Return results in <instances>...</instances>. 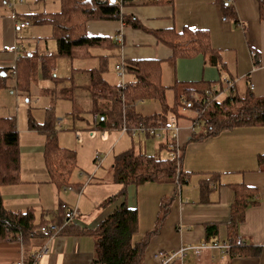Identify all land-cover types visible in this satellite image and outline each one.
<instances>
[{
  "label": "crops",
  "instance_id": "crops-1",
  "mask_svg": "<svg viewBox=\"0 0 264 264\" xmlns=\"http://www.w3.org/2000/svg\"><path fill=\"white\" fill-rule=\"evenodd\" d=\"M229 3L233 9L231 17L225 16L220 0H132L128 5L121 6V14L133 16L145 30L127 25L120 19L87 21L85 32L88 36L109 37L117 44L116 48L112 47L106 52L96 51L97 57L71 59L74 62L72 73L86 80L82 86L89 93L93 113L92 125L98 127V115L93 111L88 90L89 72L103 63L106 65L108 57L111 56H117L121 62H151L148 68L155 71L156 82L159 84L160 64L165 63L177 78L173 84L176 81L214 85L220 82L223 88L225 82L232 81L238 96L252 93L255 97H264V19L259 15L258 1L231 0ZM19 7L20 13L0 14V74L3 69L11 72L16 97L20 92L24 96L28 95V84L23 89L16 86V79L21 78V68H24L28 61L26 55L32 56L30 72L35 78L40 72L42 77L50 75V62L44 64L43 60L49 55L48 52L57 53V43L51 25L36 24L31 17L36 13L58 12L61 9V1L20 0ZM17 13L22 15L21 20H18ZM17 20H26L34 25H27V30L23 27L25 36H28L29 40H36V44L30 45L29 53L22 56L18 54L17 47V31L20 29L15 25ZM183 29L206 31L214 58H210L209 52L172 59V49L160 41L154 32H181ZM41 38L45 40L43 46L38 45ZM46 66L49 75L45 71ZM180 73L183 76H180ZM128 75V80H131L132 75ZM7 81L8 79L5 81V87H8ZM29 81V84L33 83L31 79ZM73 87L74 84L69 87H45L39 94L48 96L51 102L58 98L71 99ZM221 94L217 96V100H222L228 95L222 97ZM25 100L28 101L26 98ZM108 131L101 130L102 136ZM165 131L170 133L169 130ZM203 131L204 129L197 133L190 125H181V128H177L176 135H171V140L163 145L171 152L170 158L176 153L175 146L179 148L181 172L186 174L187 178L184 183L145 182L140 185L129 184L124 189L121 184L115 182L113 172L110 179H103L104 183L110 184L98 198L94 194L90 195L85 197L86 202L81 204L79 193L83 186H80L79 190L65 188V195L57 196L56 205H44L39 208L34 206L39 204L34 203L38 200L34 193L16 195L6 190L10 185L2 186L0 194L3 206L14 211L32 208L35 223L40 220H57L59 204L76 207V213L71 220L73 226L69 232L53 239L42 237L40 234L31 237L25 245L18 240H1L0 264L31 262L33 254L42 246H46L47 251L36 264H92L95 258V238L82 230L94 228L123 199L128 207L137 212V230L132 238L134 241L140 240L156 225L162 202L168 204L159 230L150 236L143 249L141 264H162L154 254H174L181 247L185 248L184 255L181 258L175 256L166 264H264V125H238L205 138L201 137ZM44 143L40 148L43 166L48 173L43 154ZM131 143L133 144L132 141ZM130 148L146 155L154 153L165 158L156 150L155 144L150 149L156 150L154 152L149 151L148 147L142 149L134 144L128 147ZM115 156L111 162L112 171ZM97 180V185L103 184L101 179ZM20 181L19 173L18 182ZM33 182L23 180L20 183ZM236 186L249 187L252 191V196L248 198L251 203L246 207L244 217L236 228V239L240 238L243 242L244 253L241 255L233 253V246L221 252L218 247L211 245L213 242L229 245L234 243L229 238L228 222ZM122 189L125 191L124 198L104 205V200ZM74 193L77 194L76 200ZM94 213L95 216L89 221L88 217ZM206 224L215 225L209 235ZM201 243L206 245L196 254L193 247Z\"/></svg>",
  "mask_w": 264,
  "mask_h": 264
},
{
  "label": "trees",
  "instance_id": "trees-1",
  "mask_svg": "<svg viewBox=\"0 0 264 264\" xmlns=\"http://www.w3.org/2000/svg\"><path fill=\"white\" fill-rule=\"evenodd\" d=\"M61 9L55 13L33 14L32 21L36 24L48 23L51 25L53 36L57 43L59 56L74 58L97 57L96 51L106 52L110 48H116L117 44L109 37H91L85 32V23L89 20L120 19L123 23L134 28L145 30L138 21L130 15H122L121 6L128 5L132 0H60ZM231 1V0H230ZM229 0H220L225 16L231 17L233 9ZM259 15L264 19V0H257ZM158 39L170 47L175 57H191L198 53H209L210 58L213 48L209 45L208 34L204 30L183 29L181 32L171 30L156 31ZM32 56H27L21 78L16 79V86L20 89L26 87L29 79L34 77L32 69ZM55 55L44 58V64L50 62L53 66ZM151 62L122 61L124 72L132 75V79L116 85L109 84L102 76L106 65L103 63L98 68L89 72L88 90L92 99L93 111L98 115L97 126L100 130H110L126 127V132L142 127L143 129L160 127L166 122L164 113L170 110L179 116L177 108H189L196 112L198 121L204 118V131L201 137L212 136L223 129H229L238 125H264V97H255L252 93L238 96L233 88L222 100L214 99V96L223 91L220 82L201 83L202 88H192L197 85L193 82L176 81L170 86L174 93L173 107L165 104L164 88L156 82L155 71L148 68ZM49 67V68H50ZM45 71L49 75L46 67ZM50 68V69H51ZM0 74V87L5 86L7 77L11 75L6 69ZM34 72V69H33ZM158 99L162 106V112L151 115H141L134 109V103L138 100ZM124 112V116L122 115ZM50 117L43 124H37L29 120V128L36 130L45 136L43 148L45 166L51 176L60 180L61 185L70 179L71 172L75 168V151L61 148L57 143L56 131ZM135 125V126H134ZM180 162V156L176 158H161L158 155H146L130 148L117 154L113 161L115 182L123 188L129 184L140 185L145 182H176L187 181L186 174L180 171L176 174L175 167ZM180 165V164H179ZM19 181V149L18 131L16 123L11 116L0 117V188L5 185L15 184ZM79 183L65 184L64 188H80ZM125 189V188H124ZM109 196L104 200V205L111 204L116 199L125 197V191ZM252 196L249 187L236 186L235 198L231 205L228 228L229 238L233 243L236 240V228L244 217V211L248 200ZM168 204H161L156 225L146 232L144 236L134 241L133 234L137 230V212L128 207L125 200L115 206L111 212L103 217L94 228L84 229L95 238V258L92 264H141L143 249L151 235L155 234L166 215ZM66 208L59 204L57 220H40L34 222V210L27 208L25 211L6 209L1 201L0 194V241L18 240L24 245L31 237L40 235V227L51 222L60 226L65 222ZM73 226L71 221L62 226L59 234L69 232ZM214 224H206L207 235L214 230ZM243 246H233V253H244Z\"/></svg>",
  "mask_w": 264,
  "mask_h": 264
},
{
  "label": "rangeland",
  "instance_id": "rangeland-1",
  "mask_svg": "<svg viewBox=\"0 0 264 264\" xmlns=\"http://www.w3.org/2000/svg\"><path fill=\"white\" fill-rule=\"evenodd\" d=\"M19 5L20 0H0V14L6 12L9 14L16 12L20 13L21 8ZM19 13H17V18L21 20L22 15ZM29 26L32 27L34 25L29 24ZM24 28L26 30L28 29L27 26ZM24 28H20L17 31V47L19 48L18 54L20 56L29 53L30 45L34 46L36 44V40H29V38H27L28 36H25ZM44 41L43 38H41L39 42L37 40L38 45L40 44L43 46ZM49 45L50 43L48 42V46ZM48 54L55 55L50 75L49 77H42L39 67L40 73L38 77L31 78V82L33 83L29 84L30 81L28 82V95L24 96L22 95L23 93L20 92L21 94L16 97L13 90L14 80L11 75L7 77L8 81L6 85L8 87H0V117H13L18 131L20 182L23 180L34 181L30 184H21L18 182L10 185L6 189L7 191L16 195L34 193L38 198L34 203L39 204L31 203L34 204L36 208L44 205L49 207V205L54 206L57 204V196L61 197V195H65V184L79 183L83 186V189L79 193V199L82 198V204L86 202L84 201L85 197H90V195L94 194V196L98 198L101 192L107 190L110 183H104V180L106 181V179H110L113 176V171L110 168L113 156L125 151L133 144L135 147H141L142 149L148 147L149 151L152 152L156 150L160 151L162 156L170 158L171 152L168 149L166 150V147L163 145H165L168 140H171V132L167 133L165 129L162 128V125L160 127H155L156 135L145 133L144 131L136 132L131 135L129 132L122 133L120 128H116L109 130L102 136L101 130L92 125L93 113L91 110L89 93L85 87L82 86L83 81L86 82V80H84V78L80 79L77 75L72 73V64L74 65V62L71 61L70 58L56 55L55 51L48 52ZM120 63L121 61L117 56H111L107 59L106 68L103 70L102 75L111 84L127 82L130 78L126 72H123L122 77L118 75L115 65ZM159 71L161 85L165 87L164 102L168 106L173 107L174 93L170 86L177 78L175 77L174 71L165 63L160 64ZM177 72L179 73V71ZM179 75L183 76L182 73ZM72 84H74V87L72 89L71 99L58 98L54 102H51L48 96L39 94V91L45 87H69ZM189 87L202 88L203 86L197 84ZM222 93V97L229 93L226 82L223 84ZM25 98L28 99V101H26ZM134 109L141 115L162 112V106L158 99L138 100L134 103ZM177 111L179 116L167 110L164 113L166 121H171L173 119L172 121L175 123L176 128H181V125L188 124L197 133L204 129L202 126L204 124V118L207 115L201 116L198 121H193L194 118L197 117L195 111L189 108H183L182 106H179ZM122 115L124 116V112ZM48 117L53 121L52 125L56 131L58 145L61 148L73 150L76 154L75 168L71 172L70 179L66 181V183L64 182L63 185L59 184L60 180L57 177L51 176L44 169L40 147L45 141V136L29 129V120L37 124H43ZM92 126L93 129H91ZM132 126L133 125H130L128 127ZM154 144L156 150H150ZM174 161L177 164L175 167V173L177 174L180 171V162ZM97 179H101L103 184L97 185ZM74 195V199L76 200L77 194L74 193ZM85 205H87V203ZM94 216L95 213L89 216L88 220L90 221ZM76 217H78V215H76Z\"/></svg>",
  "mask_w": 264,
  "mask_h": 264
},
{
  "label": "built area",
  "instance_id": "built-area-1",
  "mask_svg": "<svg viewBox=\"0 0 264 264\" xmlns=\"http://www.w3.org/2000/svg\"><path fill=\"white\" fill-rule=\"evenodd\" d=\"M230 1V0H229ZM13 6V5H12ZM15 25L18 27V28H23L27 25H29V22L24 20V21H20V22H15ZM115 69L117 70L118 72V75L120 77H122L123 75V67H122V62L120 64H116L115 65ZM123 83V82H122ZM227 86L229 88V90H233L234 88V84L232 81H228L227 82ZM221 92H219L217 95L214 96V99L217 100V96L219 94H221ZM173 120V119H172ZM166 121L163 125H162V128L165 129V130H169L171 132V135L172 137L176 135V132H177V128L175 126V123L173 121ZM126 127L123 126L122 128V132H126ZM155 128H147V129H143L142 127H137V128H133L131 129V132L134 133L136 131H144L145 133H150V134H154L156 135L155 133ZM176 150V153L172 156L173 158H176L178 157V154H179V148L177 146H175L174 148V151ZM72 188L71 187H68L67 190H71ZM62 207L66 208V213H65V222L60 226L59 224H57L56 222H51L47 225H44V226H41L40 227V234L42 237H46V238H49V239H53L54 237H56L58 234H59V231L61 229L62 226H65L67 225L74 217L75 213H76V207H68L66 206V204H62ZM205 243H201V244H198L196 246L193 247L194 249V252L196 254H198L202 248L205 247ZM212 246L214 247H218L221 252H225L226 250L230 249L231 246H242L243 245V242L240 238H237L235 240V242L233 243V245H229V244H218L217 242H213L211 244ZM185 248L184 247H181L177 253H174V254H164L162 252H157L156 254H154V257L162 264H166L168 262H170L173 258H175V256H179L180 258L184 255V250ZM47 251V247L46 246H42L41 249L37 252H35L33 254V258H32V261L31 262H28V263H25V262H22V261H19L17 262V264H36L38 262V259L41 257L42 254H44L45 252ZM178 257V258H179Z\"/></svg>",
  "mask_w": 264,
  "mask_h": 264
},
{
  "label": "water",
  "instance_id": "water-1",
  "mask_svg": "<svg viewBox=\"0 0 264 264\" xmlns=\"http://www.w3.org/2000/svg\"><path fill=\"white\" fill-rule=\"evenodd\" d=\"M1 74H3V73H1Z\"/></svg>",
  "mask_w": 264,
  "mask_h": 264
}]
</instances>
